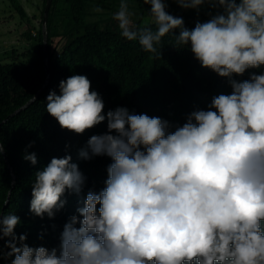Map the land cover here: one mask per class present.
Masks as SVG:
<instances>
[{
  "label": "clouds",
  "instance_id": "clouds-1",
  "mask_svg": "<svg viewBox=\"0 0 264 264\" xmlns=\"http://www.w3.org/2000/svg\"><path fill=\"white\" fill-rule=\"evenodd\" d=\"M143 2L151 6L155 30L135 27L121 0L114 14L121 36L159 56L162 38L178 29L176 45L190 47L203 68L227 78L231 94L214 96L208 110L193 111L174 127L126 107L105 114L102 97L85 75L60 81V94L50 91L46 97V112L62 129L79 135L107 121L108 131L92 135L78 153L85 160L111 158L105 187L88 191L78 215L65 223L58 248L29 246L26 234L15 233L20 218L0 213V260L264 264V72L233 79L264 68V0H173L185 10L198 12L205 4L218 10L191 30L166 10L167 0ZM24 159L38 162L35 153ZM71 161V155L53 157L35 173L30 202L35 216L54 218L65 207L66 191L82 192L86 178Z\"/></svg>",
  "mask_w": 264,
  "mask_h": 264
},
{
  "label": "trees",
  "instance_id": "trees-1",
  "mask_svg": "<svg viewBox=\"0 0 264 264\" xmlns=\"http://www.w3.org/2000/svg\"><path fill=\"white\" fill-rule=\"evenodd\" d=\"M46 1L42 0L39 29L32 33L28 28L22 33L31 44L33 56L20 62L0 61V144L4 148L0 154V213H14L20 218L15 233L26 234L29 246L52 249L59 247L65 223L78 215L76 209L83 206L88 191L98 193L105 187L107 167L112 162L107 156L85 160L78 155L92 135L108 131L107 121L78 135L62 129L46 112V97L50 91L60 94V81L72 75H85L91 81V90L102 97L105 114L126 107L130 113L168 120L174 127L182 126L191 112L208 110L214 96L231 94L232 88L227 78L203 68L190 47L176 45L178 29L175 35L169 33L162 38L157 46L161 49L159 56L145 52L138 41L123 38L114 19L121 0H52L45 23L46 57L42 33ZM12 2L30 26L31 15L16 0ZM126 2L135 27L150 26L155 30L153 22L142 23L150 5L143 0ZM167 5L166 10L182 17L189 30L197 21L206 22L210 14L218 11L207 4L198 12L182 9L173 0H167ZM97 7L102 11H95ZM253 72L259 74L264 68L249 69L233 79H249ZM31 153L37 156L36 165L24 159ZM66 155H71V162L78 165L86 178L82 192L76 195L66 191L62 197L65 207L54 218L46 214L43 218L35 216L30 211L35 173L53 157ZM0 264L9 261L0 260Z\"/></svg>",
  "mask_w": 264,
  "mask_h": 264
},
{
  "label": "rangeland",
  "instance_id": "rangeland-1",
  "mask_svg": "<svg viewBox=\"0 0 264 264\" xmlns=\"http://www.w3.org/2000/svg\"><path fill=\"white\" fill-rule=\"evenodd\" d=\"M16 2L24 7L32 20L29 26V23L20 17L12 0H0V61L2 62L12 60L20 62L33 56L31 44L23 39L22 33L28 28L35 33L40 27L42 0H16ZM150 7L148 14L143 18V24L153 22L149 14Z\"/></svg>",
  "mask_w": 264,
  "mask_h": 264
},
{
  "label": "water",
  "instance_id": "water-1",
  "mask_svg": "<svg viewBox=\"0 0 264 264\" xmlns=\"http://www.w3.org/2000/svg\"><path fill=\"white\" fill-rule=\"evenodd\" d=\"M52 0H47L45 3V7H44V12H43V26H42V33H43V40H44V53L45 56L47 57V43H46V29H45V23H46V18H47V14L50 8V4H51ZM46 72L48 73V67H47V59H46ZM19 110V109H18Z\"/></svg>",
  "mask_w": 264,
  "mask_h": 264
}]
</instances>
